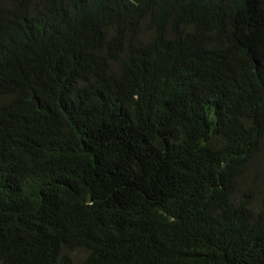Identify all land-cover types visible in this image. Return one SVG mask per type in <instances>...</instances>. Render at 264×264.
<instances>
[{"label": "trees", "instance_id": "obj_1", "mask_svg": "<svg viewBox=\"0 0 264 264\" xmlns=\"http://www.w3.org/2000/svg\"><path fill=\"white\" fill-rule=\"evenodd\" d=\"M0 264H264V0H0Z\"/></svg>", "mask_w": 264, "mask_h": 264}]
</instances>
